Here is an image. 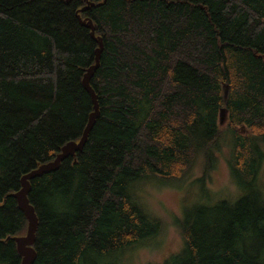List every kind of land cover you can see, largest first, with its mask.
I'll return each instance as SVG.
<instances>
[{
    "label": "trees",
    "instance_id": "1",
    "mask_svg": "<svg viewBox=\"0 0 264 264\" xmlns=\"http://www.w3.org/2000/svg\"><path fill=\"white\" fill-rule=\"evenodd\" d=\"M84 18L102 41L98 115L82 150L30 180L33 264H121L162 229L140 187L181 185L196 168L209 199L173 220L182 247L160 264H264V0H0V264L21 262V176L93 112L83 77L98 43ZM222 144L229 195L201 182Z\"/></svg>",
    "mask_w": 264,
    "mask_h": 264
},
{
    "label": "rangeland",
    "instance_id": "2",
    "mask_svg": "<svg viewBox=\"0 0 264 264\" xmlns=\"http://www.w3.org/2000/svg\"><path fill=\"white\" fill-rule=\"evenodd\" d=\"M226 154L227 149L222 144L213 169L201 180L206 188L218 195H229L234 192L224 161ZM199 169L196 168V173L181 185H158L152 181L145 184L139 183V186L143 184L140 187V197L148 210L161 219L162 229L155 240L135 243L123 250L118 255L119 260L121 256V264H160L170 254L179 251L182 247V240L173 220L183 217L186 211L196 203L209 199L207 194H201L203 192L201 183L199 185L195 180L199 176L202 179V171ZM256 182L264 192V151Z\"/></svg>",
    "mask_w": 264,
    "mask_h": 264
},
{
    "label": "water",
    "instance_id": "3",
    "mask_svg": "<svg viewBox=\"0 0 264 264\" xmlns=\"http://www.w3.org/2000/svg\"><path fill=\"white\" fill-rule=\"evenodd\" d=\"M81 24L89 28L90 34L96 39L98 43V47L95 50V63L87 69V72L83 77V85L92 97L93 112L89 115V118L87 120L86 126L82 132L81 137L78 140L67 141L65 144L62 145V147L60 148V150L57 152V154L54 156L53 159L43 163H38L36 167L24 173L20 179L21 182L20 190L12 193V195L17 200L18 207L23 211L25 218L27 220L25 234L16 235L13 237L17 251L21 256L20 264H33L36 257V251L33 244L35 241V231L37 228L38 220L34 208L29 203L27 198V193L29 192L30 189V180L39 177L45 173L55 171L64 159L68 157H73L75 156L76 152L82 150L87 140L88 133L93 126L95 118L98 115L97 98L95 92L92 90L89 84V81H90V77L93 74V71L99 65L100 54L102 51V41H101V37H95L94 34L95 28L90 19L88 18L81 19ZM221 89H222L223 101L225 103L227 100L229 87L225 83H222ZM225 119H226L225 109L222 108L219 113V122L223 123Z\"/></svg>",
    "mask_w": 264,
    "mask_h": 264
}]
</instances>
